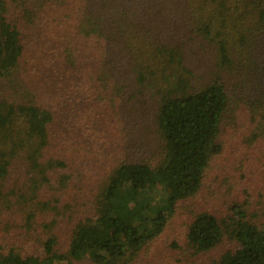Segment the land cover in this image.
<instances>
[{"label": "trees", "instance_id": "obj_1", "mask_svg": "<svg viewBox=\"0 0 264 264\" xmlns=\"http://www.w3.org/2000/svg\"><path fill=\"white\" fill-rule=\"evenodd\" d=\"M264 264V0H0V264Z\"/></svg>", "mask_w": 264, "mask_h": 264}, {"label": "rangeland", "instance_id": "obj_2", "mask_svg": "<svg viewBox=\"0 0 264 264\" xmlns=\"http://www.w3.org/2000/svg\"><path fill=\"white\" fill-rule=\"evenodd\" d=\"M86 262H88V261L85 260V261L81 262L80 264H88V263H86ZM78 263H79V262H78ZM78 263H76V264H78Z\"/></svg>", "mask_w": 264, "mask_h": 264}]
</instances>
